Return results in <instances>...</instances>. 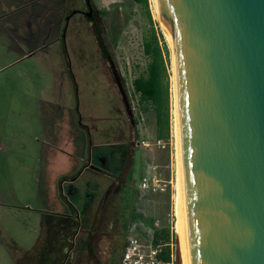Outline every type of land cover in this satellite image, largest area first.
Here are the masks:
<instances>
[{"label": "rangeland", "instance_id": "rangeland-1", "mask_svg": "<svg viewBox=\"0 0 264 264\" xmlns=\"http://www.w3.org/2000/svg\"><path fill=\"white\" fill-rule=\"evenodd\" d=\"M89 1L93 21H89L90 18L84 14L88 12L84 0H65L67 11L64 12V20L68 17V21L60 32L65 37L62 48L67 59L59 83L68 77L71 87L74 85L79 130H82L81 143L91 140L95 147L105 148L107 160L100 165L103 169L96 180L84 176L77 183L81 195L75 203L70 201L76 207L75 216L79 215L74 223L71 222L73 228L65 229V220L50 216L46 219L50 221L46 225L49 229H46L41 227L40 212L3 208L0 204V264H15L16 258H25L29 253L34 256L37 244L50 249L46 252L47 264H73L70 259L66 260L68 254L74 260L80 259L75 264H115L129 236L149 241L153 231L161 228L175 235L174 197L178 158L173 133L172 50L157 22L151 0H147L146 4L133 0ZM8 12L0 8V136L5 140L7 134L13 132L11 138L2 142L18 151L11 157L4 155L0 159V183L5 176L1 171L2 163L8 170L9 166H17L20 160L24 166L21 169L23 183L15 184L20 204H25L37 189L40 194H47L55 201L47 202L44 197L32 203L31 208H53L54 212L66 213V205L56 197L63 167L59 168L58 162L47 164L44 154H41L37 186L33 169H30L35 166L34 159L43 140L35 119L37 108L39 110L35 99L40 96L44 84L40 74L39 82L36 80V72H32L30 67L25 68L28 76L32 73L29 82L25 81L26 73L22 69L27 64L7 65L16 56L8 48L10 42L7 35H1L6 26L3 19L17 17L6 15ZM42 18L44 21L45 16ZM94 25L114 62L128 107L116 86L107 58L101 54ZM153 38L154 46L160 53L159 61L168 92L167 112L161 127L157 125L153 107L146 106L147 110L143 111L132 88L134 79L146 75L151 56L145 54L143 47L146 41ZM68 66L70 70L67 74ZM43 92L48 95V91ZM62 96L67 99L65 92ZM42 110L43 113H50L48 107ZM50 114L56 116L55 110ZM71 117L73 121H70L72 124L68 131L76 134L77 119L72 114L70 120ZM96 151L93 148V156ZM130 171L132 175L127 179ZM89 172L86 170V175ZM144 177L155 181L158 185L155 191L141 188ZM12 181H17L16 176ZM67 188L68 185L65 191ZM88 242L96 248L97 257H86ZM173 249L179 258L177 239ZM178 260L181 264L180 258Z\"/></svg>", "mask_w": 264, "mask_h": 264}, {"label": "water", "instance_id": "water-1", "mask_svg": "<svg viewBox=\"0 0 264 264\" xmlns=\"http://www.w3.org/2000/svg\"><path fill=\"white\" fill-rule=\"evenodd\" d=\"M157 5L173 40L190 263L264 264V0Z\"/></svg>", "mask_w": 264, "mask_h": 264}, {"label": "crops", "instance_id": "crops-1", "mask_svg": "<svg viewBox=\"0 0 264 264\" xmlns=\"http://www.w3.org/2000/svg\"><path fill=\"white\" fill-rule=\"evenodd\" d=\"M0 8L2 11H9L6 15L10 17L14 15L17 16L3 19L6 21V26L3 28V33H1V35L4 33L7 35L10 42L8 48L16 56L7 65L18 63L27 64L25 65L26 67L22 69V72L26 73L25 81L27 82H29V76L32 74L31 73L29 76L27 75L25 68L29 67L30 69L32 68V72L33 70L36 72V80H38V82L39 74L43 78L44 88L40 90V96L35 99V101L37 100L36 103L39 105V110L37 108V117H35V119L39 124L43 138L34 159L35 166L30 168L31 170L33 169L34 172L35 186H37L39 182V157L41 154H44L47 164L58 162V167H63L64 171L59 174L60 178L58 180L56 197L66 205L68 213L54 212L53 208L52 210H46L44 208L35 210L31 208L30 205L32 203L44 197V200L47 202L55 201L54 198L47 194H40L37 189L31 197H28L25 204H20L21 202L15 189V184L22 185L23 183L21 169L24 166L20 160H18L17 166H9L8 170L7 166L2 163L1 171H4L5 176L3 182L0 183V204L3 208H13L24 212H40L41 227H43V220L47 216L57 217L58 215H73V208L76 210V207L70 203L72 200L68 196V188L65 191V187L68 185V187L72 186L76 189L75 203L78 201L79 195H81L77 183L80 182L84 176H87L89 180L97 179L96 176L98 173L100 174L101 169L95 162L96 158L93 156V148L98 147L92 145L91 140L87 143H81L80 135H82V130H79L80 117L77 96L74 90L75 88H73L74 85L71 87L68 77H65L64 82L59 83L61 72H65L64 67L67 59V55L63 49V39H65V37L63 33H61L65 21H68V17L64 20V12L66 13L67 11L65 0H0ZM55 15L59 17L57 16L55 18ZM44 16L45 19L43 21L42 17ZM18 27L20 29H18ZM4 67L5 66L2 68ZM69 70L70 68L68 66L67 74ZM32 78L35 79L34 77ZM43 91H48V95L45 96ZM63 92H65V97H67L65 100L62 96ZM42 104H45L46 107L49 108L50 113L54 109L56 116L52 117L49 112L43 113ZM71 114L73 118L77 119L76 127L78 130L76 134H70L68 131L72 124L70 121H73L72 117L70 120ZM12 135L13 132H9L4 139H9ZM5 140L0 136V159L3 158L4 155H9L11 157L13 153L18 151L16 148L6 147L2 142ZM55 153L58 155L55 156ZM80 163H82V165L78 170ZM86 170L90 171L87 175L85 173ZM15 176L17 181L13 182L12 179ZM7 201H10L12 204H8ZM73 213L75 216V211ZM78 216L79 215L75 216L76 219ZM37 241H39L38 238ZM119 262L120 257L117 258V264H119Z\"/></svg>", "mask_w": 264, "mask_h": 264}, {"label": "trees", "instance_id": "trees-1", "mask_svg": "<svg viewBox=\"0 0 264 264\" xmlns=\"http://www.w3.org/2000/svg\"><path fill=\"white\" fill-rule=\"evenodd\" d=\"M136 3L139 4H146L147 0H133ZM90 21H93L92 19ZM96 37L98 39L99 48L101 50V54L103 57H108V52L106 50V46L104 45L100 31L98 30L97 26H93ZM64 30V29H63ZM144 52L146 55L151 56V60L147 66L146 69V75L139 76L136 79L132 81V88L134 93L137 95V101L139 105L141 106L143 111H146V106H152L155 111L156 121L157 125L161 127L162 119L164 115H166L167 107L166 103L168 101V92H167V84L163 80V67L159 61L160 53L158 51V47L154 46V38L150 41H146L144 43ZM42 109L46 107L45 104L41 105ZM97 154H95V162L97 166L102 170L103 167L100 165L104 164L107 160V154L106 150L103 147L96 148ZM132 175V172L130 171L127 175V179H129ZM69 192V193H68ZM76 189L72 186L68 187L67 193L69 198L74 202L76 200ZM76 211L73 208V212ZM73 215H58L57 217H53V219H63L65 220V224L63 226H66L65 229L68 227L73 228L74 221L76 217ZM68 213V212H67ZM47 216L45 220H43V226L46 229H49L46 227V225L50 224V221L46 220L48 219ZM52 217V216H51ZM70 222V223H69ZM73 222V223H71ZM47 232V230H46ZM41 241V238H40ZM152 242L154 245L157 244H167L165 247V252L168 251V245L170 243L176 244V237L174 233L170 232L166 228H161L158 230L153 231L152 233ZM37 250L34 256H30V253L25 256V258L20 257L15 259V264H47V254L46 252H49L45 247L40 246L37 244ZM30 259H29V257ZM167 258V256H165Z\"/></svg>", "mask_w": 264, "mask_h": 264}, {"label": "bare ground", "instance_id": "bare-ground-1", "mask_svg": "<svg viewBox=\"0 0 264 264\" xmlns=\"http://www.w3.org/2000/svg\"><path fill=\"white\" fill-rule=\"evenodd\" d=\"M153 9L155 10L156 13V19L157 22L172 50V81H173V128H174V135L176 138V143H177V151L175 153L177 158L176 161L178 160V173H176V182L177 186L176 188V193L174 197V215H175V222H174V232L176 235L177 239V249H178V254L180 255L179 258L181 260V264H191L190 263V255H189V247L187 244L186 240V235H185V228H184V218H183V208H182V198H181V183H180V133H179V120H178V104H177V91H176V78H175V71H174V63H173V40H172V35L167 28V26L161 21L160 16H159V11H158V5H157V0H151ZM178 258V259H179ZM180 262V261H179Z\"/></svg>", "mask_w": 264, "mask_h": 264}, {"label": "built area", "instance_id": "built-area-1", "mask_svg": "<svg viewBox=\"0 0 264 264\" xmlns=\"http://www.w3.org/2000/svg\"><path fill=\"white\" fill-rule=\"evenodd\" d=\"M158 185L149 177H144L141 181V188L155 191ZM154 245L152 239L141 240L136 237H127L121 252L119 264H176V251L173 244ZM167 256V258L165 257Z\"/></svg>", "mask_w": 264, "mask_h": 264}, {"label": "flooded vegetation", "instance_id": "flooded-vegetation-1", "mask_svg": "<svg viewBox=\"0 0 264 264\" xmlns=\"http://www.w3.org/2000/svg\"><path fill=\"white\" fill-rule=\"evenodd\" d=\"M84 3H85V6H86V9L88 10V12H86V13H84V14L87 15L89 12H91L90 20H91V19H94L93 9L91 8L90 1H89V0H84ZM90 20H89V21H90ZM86 254H87L86 257H87V256L97 257L96 248L94 249V248L90 245L89 242L87 243ZM70 255H71V253H70ZM88 258H90V257H88ZM67 259H68V260L70 259V260H71V263H73V264H75V262H78V260H80L79 258H78V260H77V259L74 260V257H73V256L70 257L69 254H68L66 260H67ZM79 263H80V262H79ZM115 264H117V261L115 262Z\"/></svg>", "mask_w": 264, "mask_h": 264}]
</instances>
